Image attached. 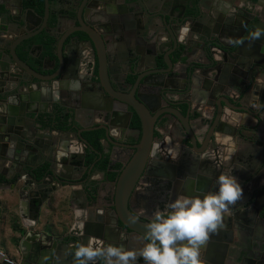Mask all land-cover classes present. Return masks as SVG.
I'll return each instance as SVG.
<instances>
[{
	"label": "water",
	"instance_id": "95a60500",
	"mask_svg": "<svg viewBox=\"0 0 264 264\" xmlns=\"http://www.w3.org/2000/svg\"><path fill=\"white\" fill-rule=\"evenodd\" d=\"M202 1L125 3L137 20L135 26L123 22L118 29V36L128 43L130 51L123 87L111 68L114 59L105 50L114 32L107 30L104 23L112 17L117 20L116 0H71L66 13L52 23L49 0H43L42 14L28 0H0L4 6L0 17L5 20L2 29L9 35L0 44V157L8 167L16 169L10 177L12 187L22 181L21 213L28 220L19 242V259L0 264H74V245L90 237L113 243L119 241L118 232L134 238L146 232L150 220L140 219L129 206L151 151L158 116L149 107L156 94L146 100L141 95L146 86L160 87L161 98L171 105L184 104L188 112L193 101L215 109L209 130L201 132V139L190 132L185 143L193 155L191 172L195 174L189 184L195 187L203 178L204 192L217 189L216 179L222 172L237 176L243 196L232 206L231 214L225 215L224 226L219 229L221 239L235 231L241 236L252 228L262 238L254 239L251 250L264 255V182L261 187L256 185L259 179L264 181V85L257 83L264 79V31L253 39L252 33L259 25L253 15L237 8L228 13L217 9L204 12ZM64 20H71L73 26L55 35V27ZM190 34L196 38L187 43L182 38ZM85 45L91 46L93 57L98 61L100 56L103 64L102 69L97 68L100 88L95 89L98 97L93 105H86L81 94L84 81L79 72L80 64L86 60ZM72 46L75 54L79 53L76 59ZM144 66L147 70L141 74ZM169 78L173 83L167 85ZM63 97L73 103L68 105ZM121 108L134 112L139 119L135 144L124 143L123 137L117 139L111 132ZM169 113L182 115L176 108ZM242 113L253 117L255 123L245 122L247 118L242 119ZM82 119L94 125H85ZM202 120L209 121L205 117ZM63 131L72 133L83 144V158L79 161L83 166L86 148L100 156L94 144L101 143L102 137L111 145L132 149L114 182L110 208L114 228L102 214L95 213V207L89 208L94 198L91 194V202L86 195L83 198L85 211L92 213L75 223L74 229L60 236L33 230L47 200L64 186L75 184L56 171L50 160L57 151L67 152L57 142L56 135ZM236 136L249 140L250 146L230 152ZM259 196L261 204L257 209Z\"/></svg>",
	"mask_w": 264,
	"mask_h": 264
},
{
	"label": "flooded vegetation",
	"instance_id": "af4514ba",
	"mask_svg": "<svg viewBox=\"0 0 264 264\" xmlns=\"http://www.w3.org/2000/svg\"><path fill=\"white\" fill-rule=\"evenodd\" d=\"M28 1L30 2V5L37 6L36 10L39 14L43 13V0H36L35 2L31 0ZM49 2V6L51 8L49 21L51 23L54 22V19L56 21V18L58 16L62 17L71 5V0H66L64 2H60L59 0H49ZM173 2L174 1H172L171 3ZM26 3L28 2L26 1ZM125 3L128 2H124L123 4H121L116 1L115 6L117 7V20L112 17L104 23L107 30L114 32L113 36L110 37L109 41H107L105 50L107 52H110L111 57L114 59V63H111V68L117 76L118 80L121 82V86L123 87H126V85L122 81L124 75L129 70L126 61L130 57V51L128 43H125L118 36V29L123 24V22H125L127 26H135L137 20L136 17L133 16V14H131L130 11L125 7ZM54 12L55 17L53 15ZM64 21L65 22L61 23L57 28L55 27V35H59L63 30L73 26L71 20ZM162 27V24H160L161 29ZM196 27L198 28V26ZM182 39L187 43L189 42V40L186 41V37ZM77 45L80 46V44ZM74 49V46H72V49L70 50L74 52L73 55H75V58L73 57V59H76V57L79 56V53L77 51V53L75 54ZM83 49L86 53V60L85 62H82L80 64L81 70L79 72V77L84 81V84L82 86H86L87 90H83L81 94L83 95V99L85 100L86 105H93L96 101V97H98L95 93V89L100 88V84L97 80V68L99 66V68L102 69L103 64L100 56L98 61L93 57L92 48L90 45H85ZM170 49L171 48L169 47V50ZM148 61L151 62L149 59ZM73 62L74 60L72 61V63ZM177 66L180 67V65ZM146 70L147 67H141V74H143V71ZM172 83L173 81L170 80V78L166 79L167 85ZM180 83L183 84V82ZM141 92V95L145 100L149 98V95L153 93L156 94V96L152 100L153 102L149 103L148 101V103L149 107L153 110V114H158V116L154 120V133L151 151L147 157L145 168L133 188V194L131 196L129 206L139 216L140 219L150 220L152 214L156 209H164L167 204L171 200H174L179 194H196L201 192V190L196 188V185L195 187H192L191 183L189 184V180L195 174L191 172V168L193 166V164H191L193 162V155L191 156V152L189 153L185 146V143L189 141L190 132L192 134H195L198 139H201V135L199 134H201V131L207 132V130H209L211 120L214 118L216 111L213 107H207L205 105H202L201 102L199 103L196 101H193L189 112L187 111V108L184 104L178 106L171 105L166 99L161 98L162 89L160 87L154 88L146 86L142 89ZM64 98L65 97L61 98L62 101L67 103L68 105H71L73 103L71 99ZM177 98L181 99V97L179 96ZM171 108L180 110L182 114L181 117L170 114L169 111ZM204 110L208 114V122L202 120V118L205 117L202 114ZM119 116L120 118L117 117L118 119L113 120L114 126L116 127L111 129L113 136H115L117 139L123 137L122 142L124 143L135 144L138 141L137 130L140 127V122L137 115L134 112L130 114L125 109L121 108ZM99 120L102 121L103 119ZM245 122L251 124L246 119ZM125 123H128L127 127H123ZM85 125L94 124L92 122H86ZM97 131L103 130L99 129ZM66 135H71L72 139L70 140V138H68V136ZM56 136L58 145L61 150H68L69 146L73 145L77 149L76 151L78 152L77 155L79 157V161L82 160L83 144H79L72 133L63 131ZM94 147L100 152V156L86 148L84 156V166L88 169L89 172L90 170L98 167V165L105 164V171H107V173H112L111 176H114L112 179L110 178V181L113 182V188L109 189L111 198H109V205L105 207L106 211L103 215V217L107 218L108 222L111 224L110 226L113 227L114 213H112L110 208L113 205V196L115 191L114 182L121 172L123 166L128 161L132 149L126 146L121 147L118 145H111L103 137L101 143L98 144L95 142ZM91 166L92 168L89 169V167ZM63 176L64 178L71 179L69 178V176ZM93 189L94 188L91 187L90 191H88V195L93 194ZM259 190L260 188L257 191ZM89 197L91 198V196ZM260 204L261 199L259 196L255 203V207L258 209ZM75 223H77V221L74 222V224ZM74 224L71 230L74 229ZM114 232L117 233L116 230H114ZM118 233L119 241H121H116L113 243L124 244L129 247L135 245L138 246L137 248L141 246L140 241L133 236L127 235L124 232ZM124 241L127 244L123 243ZM224 241V239H221L219 230L218 232L212 234L205 252H207V254L220 252V255L223 257V259L215 260V262L210 263L205 262V264H264V255L261 254V251L251 250V242H248V244L245 245L243 244L239 251V257H234L233 252L236 249L235 246L232 249L226 244V242L223 243ZM256 242L259 245L261 243L258 241ZM220 245L222 246L221 248H219ZM249 254L254 255L255 258L251 260L250 258H248ZM227 255H229V257H227ZM139 257L143 259L141 256Z\"/></svg>",
	"mask_w": 264,
	"mask_h": 264
},
{
	"label": "crops",
	"instance_id": "0c3cea01",
	"mask_svg": "<svg viewBox=\"0 0 264 264\" xmlns=\"http://www.w3.org/2000/svg\"><path fill=\"white\" fill-rule=\"evenodd\" d=\"M59 1L64 2L66 0ZM116 1L121 4L129 2V0ZM236 8L245 10L248 14L253 15L259 22L257 31H264V0H203L201 3V9L204 12H214V10L217 9L219 13L222 12V10L228 13L235 11ZM3 11L4 6L0 3V13ZM4 21L5 20L0 17V44L4 39L7 41L9 38L7 31L2 29ZM186 38V41H190L196 37L195 35L191 37L190 34L189 36L187 35ZM19 55L21 58L25 57L21 52ZM257 83L260 84V86L264 85V79H259ZM85 89L87 90L86 86L83 87V90ZM202 114L208 118V114L205 110ZM245 118H247L246 120L251 124L255 123L253 117L247 113H242V119ZM82 121L84 124L86 123L83 119ZM66 136H68L70 140L72 139L71 135ZM250 144L251 142L249 140L244 141L242 138L236 136L233 144H230V152H237L239 147H249ZM76 150L75 146L70 145L66 154L57 151L55 155L50 157L55 170L61 172L63 175L69 176L75 184L64 186L47 200L42 206L40 216L33 230H43L54 236H60V234L69 231L73 227L74 222L83 220L86 215L88 217L92 212L85 211L86 204L83 196L86 195L91 202L92 198L88 195V191H90L91 187L94 188V198L89 208L95 207V213L104 215L106 211L105 207L109 205V198H111L109 189L113 188V182L110 181L112 173H107L105 169L99 167L88 172V169L80 164L77 155L78 152ZM15 171L16 169L12 170L0 157V252L5 253L8 258L14 261L19 259V242L26 232L25 225L28 223L27 218L21 213V195L19 187L22 181L18 180L17 184L12 187V179H10V177L14 176ZM263 182V179H259L256 185L261 187ZM256 237L262 238L259 231H253L252 228H247V232L241 236L237 235V231H235L233 235H227L223 243L226 242L232 249L235 246L236 249L233 255L234 257H239L241 246H243V244H248V242L252 243ZM132 247L137 248L138 246L132 245ZM220 254V252L207 254V252L204 251L203 255L205 262L210 263L215 262V260L223 259ZM227 257H229V255H227ZM248 258L253 260L255 257L249 254ZM136 264H145L144 260L141 259L139 255Z\"/></svg>",
	"mask_w": 264,
	"mask_h": 264
},
{
	"label": "clouds",
	"instance_id": "9594fccd",
	"mask_svg": "<svg viewBox=\"0 0 264 264\" xmlns=\"http://www.w3.org/2000/svg\"><path fill=\"white\" fill-rule=\"evenodd\" d=\"M261 34L253 32L252 38ZM216 184V190L181 193L164 209H156L146 232L136 237L139 248L90 237L74 245V264H136L138 255L145 264H205L203 254L212 234L224 226L225 215L243 196L232 172H222Z\"/></svg>",
	"mask_w": 264,
	"mask_h": 264
},
{
	"label": "bare ground",
	"instance_id": "6f19581e",
	"mask_svg": "<svg viewBox=\"0 0 264 264\" xmlns=\"http://www.w3.org/2000/svg\"><path fill=\"white\" fill-rule=\"evenodd\" d=\"M205 180H203V178H199L197 184H196V188L201 190V189H205V185L206 182H204Z\"/></svg>",
	"mask_w": 264,
	"mask_h": 264
},
{
	"label": "built area",
	"instance_id": "2783aa9c",
	"mask_svg": "<svg viewBox=\"0 0 264 264\" xmlns=\"http://www.w3.org/2000/svg\"><path fill=\"white\" fill-rule=\"evenodd\" d=\"M0 261H2V262H4V261L5 262H11V259L8 258L5 253L0 252Z\"/></svg>",
	"mask_w": 264,
	"mask_h": 264
},
{
	"label": "trees",
	"instance_id": "16d2710c",
	"mask_svg": "<svg viewBox=\"0 0 264 264\" xmlns=\"http://www.w3.org/2000/svg\"><path fill=\"white\" fill-rule=\"evenodd\" d=\"M31 1L35 2L36 0H31ZM98 167L104 169L105 168V164H100V165H98ZM113 177L114 176H111V178H113Z\"/></svg>",
	"mask_w": 264,
	"mask_h": 264
}]
</instances>
